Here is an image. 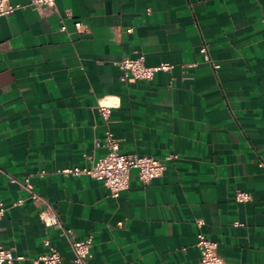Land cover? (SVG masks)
<instances>
[{
	"label": "crops",
	"instance_id": "0c3cea01",
	"mask_svg": "<svg viewBox=\"0 0 264 264\" xmlns=\"http://www.w3.org/2000/svg\"><path fill=\"white\" fill-rule=\"evenodd\" d=\"M29 1L0 17L3 245L28 257L55 246L60 264H75L41 201L14 205L28 193L12 177L30 176L63 227L92 238V264H197L200 231L230 264H264V0ZM140 55L172 68L118 79L117 63ZM108 131L121 152L165 160L164 174L145 183L133 170L113 197L59 172L105 155Z\"/></svg>",
	"mask_w": 264,
	"mask_h": 264
},
{
	"label": "built area",
	"instance_id": "2783aa9c",
	"mask_svg": "<svg viewBox=\"0 0 264 264\" xmlns=\"http://www.w3.org/2000/svg\"><path fill=\"white\" fill-rule=\"evenodd\" d=\"M55 3L56 0L29 1V5L34 7L45 5L55 8ZM22 7L24 6L18 3H13L12 0H0V17L10 16ZM74 25L78 32H83L86 29V25L81 21H76ZM61 29L66 30L67 26L63 24ZM129 31H131V29H129ZM200 52L202 54V61L210 63L211 58L207 45H203ZM117 65L121 69V74H119L117 78L123 81L129 77L139 80H152L157 73L168 72L172 68L170 63H161L152 66L146 65L144 56L142 55L136 58L124 56ZM215 66L219 67L218 65ZM100 107L103 116L107 118L110 112V106L100 105ZM105 146L108 148V152L105 155L92 160L91 164L67 167L59 170V172L67 176H87L101 181L109 188L113 197H118L123 190L129 188L133 170H137L139 178L143 182L148 183L154 178L162 176L167 169L166 161L156 156L121 152L119 140L110 131H108L105 138ZM45 173V170L41 172L42 175ZM11 181L18 183L19 186L28 193L26 198L17 200L14 205H22L26 200L41 201L45 205L40 212L41 220L47 226H56L64 229L66 239L74 252V263L92 264V238H76L73 235L72 228H64L58 214L53 209V206L36 190L30 176L25 177L22 180L12 177ZM235 199L239 202H245L251 199V195L248 192L238 191L235 194ZM4 211L5 206L4 204H1L0 220L2 219ZM122 224V221L118 222L119 226H122ZM197 224L201 226L203 220L199 219ZM235 224L242 225L240 222H235ZM196 245L201 251L197 264H230L218 251V242L211 239L204 232L200 231L197 234ZM63 259L64 255L55 246H51L48 251L35 257H28L25 254L15 253L10 247H5L0 239V264H12L15 260H27L28 264H60Z\"/></svg>",
	"mask_w": 264,
	"mask_h": 264
}]
</instances>
